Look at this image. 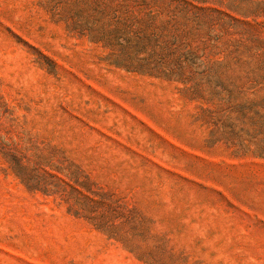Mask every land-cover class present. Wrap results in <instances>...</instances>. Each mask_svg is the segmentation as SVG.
I'll use <instances>...</instances> for the list:
<instances>
[{
    "label": "rangeland",
    "instance_id": "374dc122",
    "mask_svg": "<svg viewBox=\"0 0 264 264\" xmlns=\"http://www.w3.org/2000/svg\"><path fill=\"white\" fill-rule=\"evenodd\" d=\"M175 5L0 0V264H264V0Z\"/></svg>",
    "mask_w": 264,
    "mask_h": 264
},
{
    "label": "trees",
    "instance_id": "16d2710c",
    "mask_svg": "<svg viewBox=\"0 0 264 264\" xmlns=\"http://www.w3.org/2000/svg\"><path fill=\"white\" fill-rule=\"evenodd\" d=\"M155 1L161 2L162 4H165L167 6H172L176 4L175 7H179L180 4H185L191 0H155ZM192 1L204 3L210 0H192ZM216 1L223 2L224 0H216ZM230 1L235 2L236 0H230Z\"/></svg>",
    "mask_w": 264,
    "mask_h": 264
}]
</instances>
